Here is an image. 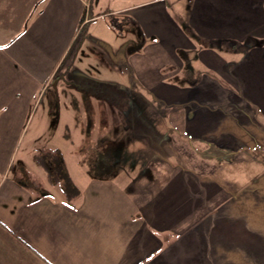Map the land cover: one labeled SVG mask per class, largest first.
Masks as SVG:
<instances>
[{"label": "crops", "instance_id": "0c3cea01", "mask_svg": "<svg viewBox=\"0 0 264 264\" xmlns=\"http://www.w3.org/2000/svg\"><path fill=\"white\" fill-rule=\"evenodd\" d=\"M120 64L137 100L85 125ZM54 81L50 175L21 144ZM0 264H264V0H0Z\"/></svg>", "mask_w": 264, "mask_h": 264}, {"label": "rangeland", "instance_id": "374dc122", "mask_svg": "<svg viewBox=\"0 0 264 264\" xmlns=\"http://www.w3.org/2000/svg\"><path fill=\"white\" fill-rule=\"evenodd\" d=\"M104 21H100L98 24V27L101 28L102 30L107 31V27H105ZM119 31L117 29H115L114 27L112 29H115V35H119V36H123V32H126V30L124 28H122V26H119ZM86 30L88 31V29L85 28V32L82 34L83 37L86 35ZM104 34V33H103ZM106 35V34H105ZM110 42V41H109ZM104 44H106V42L104 41ZM111 48L108 45V43L106 44L108 46V48L110 50H108V52L111 55V60L113 59H119L122 61L123 57H124V52L122 50L117 51L116 48H114V44L112 42H110ZM129 43H127L126 45L128 46ZM77 45V44H76ZM77 51V48H76ZM76 51L74 50V52L76 53ZM74 53V54H75ZM98 53L100 54V52L98 51ZM106 52H104L105 54ZM109 55V54H108ZM99 58L102 57V54H100V56H98ZM98 66V65H95ZM124 66V67H123ZM117 65V67H113L115 68V70L113 72H111L110 74V81L107 83L105 82H98L95 83L94 86V90L98 91V96H93L91 98H78V102L79 105L82 107H86L87 112L85 113L86 118H85V125L86 124H100V120L105 121V122H115L116 123V118H114L115 114L113 113V110L116 106L120 105L122 106H126V107H132L133 105V101L137 100L136 97L134 96V94L131 93V95H129V97L127 98V101L125 104V100L121 97H117L116 94L119 90L120 87L118 85V83H115V76L117 75L119 72V69H128V76H130V74L132 73V70L130 67H128V65H124L123 64ZM111 67H112V62H111ZM96 72L99 71V69L95 70ZM118 71V72H117ZM89 83V82H88ZM56 81L54 82H49L46 86L45 89L43 91V93L41 94L40 97L36 98V106L34 108L31 109L32 115L30 118V123L28 125H31L30 128L28 129L27 134L25 133L24 135V139H23V143L21 144V150L28 148V144L30 141L29 137H30V133L32 131H34L35 129H37V131H41V133H39L38 136H36L35 138H38V143L35 145L36 148L39 150V153L43 154V159L47 165V158L48 157H54L59 161H61L60 157L61 154L65 156L68 155V151H69V143L68 141L63 137L58 135L55 130L57 129V127H59V117L60 114L58 113L59 111V106L61 103V97L58 93V86L56 85ZM131 89H129V91L133 90V86L131 83L130 86ZM67 90H69V88H66ZM109 89V92H108ZM104 91V95L103 93H101V95H103V97L100 96V91ZM128 91V92H129ZM116 92V93H114ZM110 93L111 95L108 97L106 96V94ZM122 95V94H121ZM71 98V97H70ZM70 98L67 97L65 104H69L68 100H70ZM63 99V97H62ZM84 100V102H83ZM118 101V102H117ZM70 102L74 103V100L71 98ZM35 104V103H34ZM108 107H110L111 111H108ZM120 107V108H121ZM49 110V111H48ZM128 119L132 120V116H134V113H131V111L129 113L126 114ZM84 116V114H83ZM63 118L61 119V121H66L68 122L69 120V114L68 113H64L63 114ZM87 119V120H86ZM127 119V120H128ZM98 122V123H97ZM42 125V126H41ZM37 126H39V128H37ZM48 126V127H46ZM66 131L69 132V129H66ZM68 167V166H67ZM69 168V167H68ZM67 168V169H68ZM64 171H66L64 169ZM65 175H68V172H66Z\"/></svg>", "mask_w": 264, "mask_h": 264}, {"label": "trees", "instance_id": "16d2710c", "mask_svg": "<svg viewBox=\"0 0 264 264\" xmlns=\"http://www.w3.org/2000/svg\"><path fill=\"white\" fill-rule=\"evenodd\" d=\"M113 26L115 29H119V24L117 23H113ZM43 154L39 153L37 156V161L41 164V166L46 170L49 171V174H53V172H51L49 170V167L46 165L44 159L42 158ZM58 175L57 180L54 181L53 180V184H58L61 183V185L63 186V189L70 195V188L72 186V181L70 180L68 175H65L64 173H62L63 171L60 170V168L56 171Z\"/></svg>", "mask_w": 264, "mask_h": 264}]
</instances>
